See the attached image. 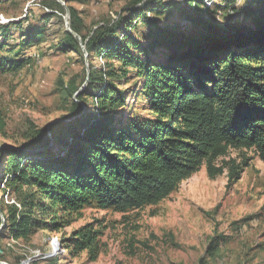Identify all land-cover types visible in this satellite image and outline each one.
<instances>
[{"label":"trees","instance_id":"trees-1","mask_svg":"<svg viewBox=\"0 0 264 264\" xmlns=\"http://www.w3.org/2000/svg\"><path fill=\"white\" fill-rule=\"evenodd\" d=\"M145 1L89 33L68 6L76 35L65 30L60 46L84 57V45L105 63L85 73L77 99L86 107L73 101L48 129L31 130L20 146H0V192L9 198L0 200V238L62 231L91 205L126 212L157 204L202 165L210 177L221 174L228 163L217 161L230 149L264 160V0H245L243 22L222 28L205 23V0ZM41 4L48 17L65 13L57 0ZM173 4L194 33L159 19ZM42 36L43 27L26 20L0 25V66L29 65L24 51ZM63 86L68 94L79 89L73 80ZM230 163L233 181L239 167ZM99 235L87 224L61 238L93 259Z\"/></svg>","mask_w":264,"mask_h":264},{"label":"rangeland","instance_id":"rangeland-1","mask_svg":"<svg viewBox=\"0 0 264 264\" xmlns=\"http://www.w3.org/2000/svg\"><path fill=\"white\" fill-rule=\"evenodd\" d=\"M61 1L65 3L62 17L59 14L48 17L42 0H0V25H16L26 20L43 27L39 42L24 51L33 58L31 65L17 71L0 66V121L3 123L0 146L22 145L31 130L67 116L73 101L86 107L85 101L77 99V94L87 86L83 82L85 73L88 75L89 70L104 66L105 59L94 52L79 57L73 50L60 46L66 23H70L66 8L71 6L78 12L84 33H89L100 24L114 20L123 8L144 0ZM224 1L205 0L210 6L204 15L205 23L222 28L227 23L231 26L243 22L245 0H232L228 2L230 7H220ZM182 5L186 6L185 2ZM180 6L173 4L159 19L167 27L192 34L195 29L177 16ZM11 32L14 37L18 36L15 26ZM14 43L10 40V45ZM70 80L79 89L68 94L63 85L68 86ZM89 91H98V86ZM230 161L239 167L238 178L233 181L229 178ZM224 162L227 166L215 177H210L202 165L157 204L126 212L91 205L62 231H39L29 241L2 236L0 261L7 264H199L204 258L207 264H264V160L252 150L230 149L217 165ZM0 200L7 202L9 198L0 192ZM87 224L100 230L93 259L86 251L74 252L72 243L61 238H69L73 230ZM213 244L216 247L210 256L209 247Z\"/></svg>","mask_w":264,"mask_h":264},{"label":"water","instance_id":"water-1","mask_svg":"<svg viewBox=\"0 0 264 264\" xmlns=\"http://www.w3.org/2000/svg\"><path fill=\"white\" fill-rule=\"evenodd\" d=\"M58 2H60L62 5L65 4V3H64L63 1H61V0H58ZM66 11L68 12V9H67V8H66ZM68 24H69V23L67 22V23H66V30L69 31V32H71V33H73L74 35H76L74 32H72V30L70 29V27L68 26ZM81 47H82V50H83V53H84V57H86L87 54H86V50H85L84 45H82ZM58 120H60V119H55V120L51 121V122L46 126V128L48 129L51 123H53V122H55V121H58ZM2 221H4V218H2ZM2 226H3V225H1L0 228H2ZM0 264H7V263H6V262H1V261H0Z\"/></svg>","mask_w":264,"mask_h":264},{"label":"crops","instance_id":"crops-1","mask_svg":"<svg viewBox=\"0 0 264 264\" xmlns=\"http://www.w3.org/2000/svg\"><path fill=\"white\" fill-rule=\"evenodd\" d=\"M27 56V55H26Z\"/></svg>","mask_w":264,"mask_h":264}]
</instances>
